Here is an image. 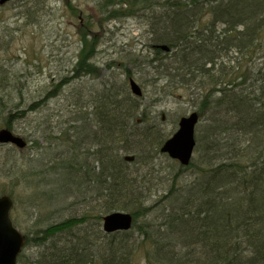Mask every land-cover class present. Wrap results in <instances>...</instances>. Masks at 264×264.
I'll return each instance as SVG.
<instances>
[{
  "label": "trees",
  "instance_id": "obj_1",
  "mask_svg": "<svg viewBox=\"0 0 264 264\" xmlns=\"http://www.w3.org/2000/svg\"><path fill=\"white\" fill-rule=\"evenodd\" d=\"M7 3L0 4V50L8 49L1 35L7 31ZM66 3L84 22L76 63L53 81L43 98L26 107L22 101L15 104L16 111L0 126L15 130L17 120L43 109L73 81L89 76L97 80L101 70L94 58L104 34L96 26L103 30L111 20L130 17L149 25L145 36L157 72L152 82L166 79L171 88L186 86L201 99L200 117L211 110L212 124L203 129L204 142L199 138L196 148L204 143L206 156L185 166L161 151L171 135L157 122L165 115L156 111L161 100L156 97L151 106L144 105L143 94L138 97L129 90L132 70L121 84L108 79L103 87L90 89L85 102L78 92L69 127L50 136L69 143L72 152L50 166L47 180L59 182L61 194L94 193L103 210L26 234L25 246L31 236L43 248L31 264H132L135 248L147 241L154 245V264H264V0H101L94 16L84 14L78 3ZM7 68L0 65V86L11 75ZM249 68L255 76L247 75ZM156 89L158 96L166 91ZM161 153L171 160L172 181L149 202L152 191L161 188L156 182L163 181L158 176L163 171L157 159ZM146 167L148 172L142 173ZM11 169L4 175L13 180L25 172L19 167L10 174ZM180 170H193L187 183ZM4 193L12 195L5 188L0 191ZM113 210L133 211V227L141 216L155 212L156 217L137 225L144 239L132 243L131 229L108 233L102 228L103 216ZM154 221H159L157 226ZM18 259L20 264L23 252Z\"/></svg>",
  "mask_w": 264,
  "mask_h": 264
},
{
  "label": "rangeland",
  "instance_id": "obj_2",
  "mask_svg": "<svg viewBox=\"0 0 264 264\" xmlns=\"http://www.w3.org/2000/svg\"><path fill=\"white\" fill-rule=\"evenodd\" d=\"M66 1L17 0L10 1L4 7L7 31H2L1 35L3 36L2 42L8 46V49L0 50V65L8 67L6 70H9L11 75L9 80L0 86L2 97L0 98V109L4 108L1 110L0 122L8 113L16 111L14 105L18 102L22 101V107H26L33 101L43 98L45 92L51 88L53 81L68 74V70L76 62L81 47L79 26L84 22L82 23L78 17L72 15ZM100 1L71 0L72 3H78L77 5L84 9V14L93 16L98 13L96 8ZM148 26L146 21L140 17L111 20L107 22L103 30L96 26V30L103 31L104 34L98 47L99 52L94 58L101 70L97 80H93L90 76L75 80L73 84L65 87L62 95L51 99L43 109L28 113L22 120H17L14 123V131L29 140L24 151L14 150L10 144L0 145V191L2 192L5 188L12 194L14 200V207L11 211L12 220L24 235L28 233L33 235L38 229L41 230L51 223L59 222L70 216L81 217L89 210L97 215L103 210V201L96 200L94 193L85 191L79 196V192H76L77 195H68L65 191L61 194L59 182L52 183L47 180L50 172H53L50 166L58 159L68 158L67 156L72 152L69 143L58 138L53 141L50 136L56 137L61 134V130L69 127L67 125L71 116V103L76 102L78 92L83 94V102H85L91 94L90 89L103 87L102 82H108V79L121 84L126 78V71L130 69L134 80L143 90L140 101H143L144 105L151 106L154 98H160L161 102L156 106V111H164L165 115L164 120L157 122L163 131L171 135L178 127V119L197 110L200 106L201 99L197 95H191V91L186 86L171 88L165 85L166 79L160 80L158 85L152 82L157 72L150 62L154 51L147 45L145 32ZM259 65L262 64L259 63ZM244 70L246 71L247 68ZM252 74L254 75V72L252 73V68H249L247 75ZM162 87L166 91L158 92L161 93L158 96L155 93L158 91L156 88L162 89ZM73 93H76L74 98ZM210 114L211 110L207 109L199 119L196 127L197 142L199 138L202 139L205 136L203 129L212 124ZM201 142H204V139ZM204 151V143H202L200 149L194 150L192 160L195 162L202 160V157L206 156ZM81 158L83 160V157ZM157 159L159 169H163L158 176H162L163 181L162 183L156 182L161 188L156 192L152 191L149 202L162 194L164 188L172 181L170 178L172 177L171 160L162 153ZM10 166L12 169L9 173H13L14 168L19 167L25 172H22L23 175L18 172L13 180L4 175ZM45 170L48 173L43 172ZM185 171L180 170L181 173H186L182 176H187L185 178L187 183L188 178H192L189 174L193 170ZM141 172H148V168L146 167ZM146 175L154 176L149 173ZM156 183L152 181V184ZM155 217V212L146 217H139L137 224L131 229L132 234L128 240L132 243L141 242L144 235H141L137 225H145ZM158 222L154 221L153 225L157 226ZM94 228L98 231L96 225ZM95 229L90 231L93 232ZM30 238L31 240L23 251L20 264L35 262L40 250L43 249L34 243L33 237L30 236ZM153 250L154 245L149 241L137 245L132 264L156 263L152 255Z\"/></svg>",
  "mask_w": 264,
  "mask_h": 264
},
{
  "label": "water",
  "instance_id": "obj_3",
  "mask_svg": "<svg viewBox=\"0 0 264 264\" xmlns=\"http://www.w3.org/2000/svg\"><path fill=\"white\" fill-rule=\"evenodd\" d=\"M7 1L10 0H0V3L4 4ZM130 80L132 91L141 96L143 90L140 85L133 78ZM198 122V111L181 117L177 130L165 140L161 151L187 166L194 156L197 145L195 130ZM2 143L15 144L19 148H24L27 145V140L13 130L1 127L0 144ZM13 205V199L10 195L0 196V264H17L18 255L22 252L26 242V237L13 225L10 215ZM133 223V216L127 211L114 210L103 217V228L106 232L125 231L130 229Z\"/></svg>",
  "mask_w": 264,
  "mask_h": 264
},
{
  "label": "bare ground",
  "instance_id": "obj_4",
  "mask_svg": "<svg viewBox=\"0 0 264 264\" xmlns=\"http://www.w3.org/2000/svg\"><path fill=\"white\" fill-rule=\"evenodd\" d=\"M10 1H17V0H10ZM10 1H7V2H10ZM6 2V3H7ZM6 3H4V4H6ZM1 4V3H0ZM4 4H1V5H4ZM76 63V62H75ZM131 78H133V77H131ZM134 79V78H133ZM129 80V82H128V84H129V88L132 90V87H131V80L130 79H128Z\"/></svg>",
  "mask_w": 264,
  "mask_h": 264
}]
</instances>
